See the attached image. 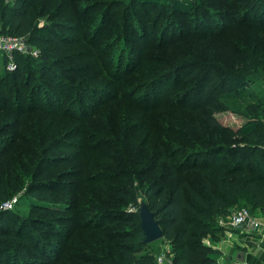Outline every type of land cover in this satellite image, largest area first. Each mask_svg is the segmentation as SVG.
Here are the masks:
<instances>
[{
	"label": "trees",
	"instance_id": "obj_1",
	"mask_svg": "<svg viewBox=\"0 0 264 264\" xmlns=\"http://www.w3.org/2000/svg\"><path fill=\"white\" fill-rule=\"evenodd\" d=\"M104 1L102 17L93 18L99 20L95 30L106 28L114 10L120 9L128 20L113 45L122 42L126 48L147 32L157 42L150 48H161L173 57L156 59V69L145 71L144 50L139 53L138 64L133 54L127 64H122L125 57L118 56L121 76L117 83L103 78L100 95L93 103L79 98L68 108L59 105L58 92L71 72L64 67L70 54L68 46L78 41L61 28L90 31L88 27L94 22H86L82 11L88 13ZM128 1L0 0L2 32L42 46L38 59L15 53L16 70L1 76L0 86L5 91H0V109L19 115L22 102L28 101L35 106L33 111L88 124L72 135H82L85 141H64L59 136L40 141L34 163L22 169L9 163L15 154L14 145L6 143L10 152L7 158L6 150L0 147V204L14 198L19 203L21 192L34 199H50L55 192L47 185L50 167L40 169L39 165L48 159H64L51 156L57 148L93 152L95 160L87 168L78 162L63 173L68 179H80L79 183L69 182L77 192L76 200L67 201L70 205L65 207L75 212L70 217L46 215L43 219L19 220L12 208L0 209V264H155L161 250L152 248L156 241L145 242L139 209L126 210L128 205L141 206L143 201L158 220L164 233L161 241L167 242L166 253L175 264H218V249L213 245L227 231L220 218L243 207L253 215L264 212V92L251 87L254 82H264V0H179V11L191 18L189 28H182L179 34L157 31L170 0H130L157 6L154 24L151 11L142 20L131 12ZM41 16H46L47 24L39 23ZM234 33L240 36L229 44L222 43ZM100 55L108 61L109 56L102 51ZM53 61L59 63L55 65L62 74L53 69ZM133 74L137 79L130 77ZM9 94L15 95V108L7 107ZM76 103L79 105L73 109ZM114 104L129 107L131 114L117 116ZM226 111L244 121L236 128L223 124L216 114ZM99 112L106 116L103 121L107 126L101 133L92 125L98 123ZM130 126L135 127L136 136L127 132ZM142 129L147 135L143 142L137 138ZM68 131L65 128L59 133ZM86 185H92L96 195L85 191ZM51 208L39 205L36 209L46 214L62 211ZM54 218L64 239L61 256L50 253L49 240H37L36 233L27 230L32 224L47 232ZM71 220L78 225L70 227L71 234L66 235L59 222ZM24 248L35 257L23 255Z\"/></svg>",
	"mask_w": 264,
	"mask_h": 264
},
{
	"label": "rangeland",
	"instance_id": "obj_2",
	"mask_svg": "<svg viewBox=\"0 0 264 264\" xmlns=\"http://www.w3.org/2000/svg\"><path fill=\"white\" fill-rule=\"evenodd\" d=\"M58 1V0H57ZM87 2H90V0H86ZM171 5L164 8V20L160 25H158V33L159 32H168L170 34H179L182 31L180 30H187L189 28V22L191 18H189V15L180 12L178 8H181L179 0H170ZM64 3V1H63ZM63 3L60 5L62 6ZM103 4L91 8L88 10V13L85 11H82V13L86 16V19H84L86 22L91 23L88 32H86L88 29L84 28V32H69L66 28H61L62 32H65L66 35H69L70 37H74V39H77L74 44H71L69 49V58L66 60V65L64 67H68L70 69V73L66 74L65 83H63L62 90L58 92V95L61 99V102L59 105H64V107H70V103L72 100L77 101L79 98H83L88 104H91L96 100V98L100 95L99 90L101 91V87H103V78L110 79V81H115L121 76L118 72V56L119 58L125 57V59L122 61V64H127L129 60L132 58L133 54V60H136L135 63H139V53H141L142 50L145 52L146 58L143 59L142 64L143 66H146L145 71H148L149 68L155 70V61L156 59H165L168 57H173V53H168V51H164L161 48H150L151 45L154 44L156 41V37L149 36L148 34H144L141 38H138L137 41L131 42L127 44L126 48H123L124 45L122 42H119L117 44L113 45V41H115V36L119 34L120 32H123L124 27L126 28L128 20H126L123 17L122 11L114 10L109 14L108 20L106 22V28H103L102 30H95V25H97V22L94 21L97 18L102 17L103 15V9L105 7L106 1L102 2ZM128 5L131 7V12L135 13L137 17L140 19H144L145 16L151 11L150 18L151 20L154 17V12H157L158 7L155 5H144L142 3H133L132 1H128ZM219 17V16H218ZM216 17V18H218ZM94 18V19H93ZM222 20L229 21L225 19V16H221ZM112 22H114V27L112 25ZM153 23V20L151 21ZM39 23L41 25L47 24L48 21L46 19V16H41ZM214 24L216 22H213ZM80 25H82L79 22ZM154 24V23H153ZM153 24H150L148 27V30L151 31L153 29ZM177 24H179L177 26ZM215 26V25H214ZM183 28V29H182ZM60 30V28H59ZM147 30V31H148ZM162 30V31H161ZM173 32V33H172ZM161 34V33H160ZM7 34L3 33L0 29V37H6ZM172 36V35H171ZM240 35L239 33H234L232 37L229 39H224L222 43L229 44L230 42H233L236 38H238ZM86 37L89 38L91 41H87ZM83 38V39H82ZM2 40V38L0 39ZM97 40H99L101 43L97 44ZM118 41V40H117ZM112 42V43H110ZM91 43V44H90ZM157 43V42H155ZM106 44V45H105ZM2 48L5 49L6 43L2 40L1 41ZM224 45V44H223ZM52 47V46H51ZM100 51L105 53V55L109 56L107 59V62H104L103 57L100 55ZM133 51V52H132ZM15 53H18L17 51L13 53V56L11 57L9 53H7L4 50H0V80L2 74L7 73V71H13L16 70V66L11 69L9 65H13L12 63L17 64V59L14 57ZM25 56H33L34 59H38L40 55L42 54V46L37 45H30L27 48V51L21 52ZM79 53V54H78ZM124 55H123V54ZM148 57V58H147ZM58 62L53 61V65L57 64ZM59 64V63H58ZM105 65L107 69H105ZM54 70H59L58 67L53 66ZM123 67V66H122ZM105 70H104V69ZM104 70V72H103ZM127 70V67L122 71L124 72ZM62 74V72H61ZM136 74V73H135ZM123 76V75H122ZM133 79H137L136 75L133 74V76H130ZM129 79V78H127ZM136 81V80H135ZM75 85V89L73 88V84ZM117 83V81H116ZM251 87L260 93L264 92V82L261 83H252ZM131 88V85L129 86ZM0 91H5L0 86ZM263 95V94H262ZM15 95L9 94L7 96L8 98V106L7 107H14L13 99ZM84 96V97H82ZM54 101V100H53ZM52 101V102H53ZM55 103V101L53 102ZM86 103V104H87ZM2 104V102H0ZM84 104V103H83ZM22 105H24L21 109V114H13L12 111L2 110L0 109V127L3 124V130L0 132V147L3 148V150H6L5 157L7 158L8 153V147H6V143L13 144L14 148L13 151L15 154H13V157L11 155L9 159V163L13 164L16 163L19 166H21V169L26 167L27 164L29 165L30 162L33 161V158L35 156V152L39 151L40 148V141H47L50 139H53L57 136L65 139L64 141H85L83 139V136H75V131H78L81 127H86L88 124H82L80 121H76L73 118H65L62 119V117H59V115H46V113L40 112L39 110L33 111L35 106H31V104H28V101L22 102ZM79 103H76L73 107L75 109ZM114 112L117 116L121 115H128L131 114V109L129 107H124V105L114 104ZM15 108V107H14ZM58 109L59 106L53 107ZM98 108V107H97ZM40 109V108H39ZM71 111H74V110ZM11 110V109H10ZM110 112V111H109ZM112 113V112H111ZM7 115V116H6ZM216 116L219 118V120L229 126L238 127L244 119L240 118L236 113L232 111H226L217 113ZM106 116H100L96 117L98 120V123L95 124V122L92 124L96 126L97 131L100 133L102 130H105L107 128L105 122L103 121ZM100 123V124H99ZM68 129L69 131L66 134H60L59 132L62 129ZM135 127L130 126L129 129H127V132L129 134H134ZM146 129H142L138 134V141H146L147 135L145 133ZM135 135V134H134ZM136 136V135H135ZM5 141V144L2 145ZM92 141V140H89ZM95 141V140H93ZM36 150V151H35ZM12 152V150H11ZM83 153V154H82ZM61 155L63 158L58 159L56 161H50L49 159L45 163H41L39 165L40 169L50 167L51 176H49V181L47 182L48 187L51 189H55V192L53 196L50 199H34L26 196L24 192H21L18 194L20 198L19 203H15L11 208V211L14 213L15 217L20 220H28L32 221L33 219H43L41 217H50V216H58V215H72L75 212H72L71 210H65V207H68L71 201L72 203L74 200H76L75 194L77 193L73 188L74 185L69 184L80 182V179H77L75 177L73 178H66L64 177L63 173L72 167L73 165H77L78 162H80L84 167H89L91 163L95 162L93 157V152L91 153H85L80 148H57L56 150L51 152L52 155ZM82 154V155H81ZM85 156V157H84ZM68 157V158H66ZM84 157V158H83ZM83 158V159H82ZM102 156H99L97 160H100ZM72 161L71 163H68V161ZM85 160V161H84ZM18 162L25 164L24 166L20 165ZM39 163V161L37 160ZM34 163V162H32ZM8 165V162L6 166ZM20 169V170H21ZM26 169V168H25ZM62 171L61 175H58L59 172ZM76 187V186H75ZM85 191H88L89 193L94 191L92 185H86V188L84 187ZM0 204V209L1 208ZM39 205H46L52 207L51 209L55 208H61L62 211H49L46 213H42L41 211L37 210V206ZM140 206L130 204L127 207V212H136L138 211ZM9 209V208H7ZM13 215V214H12ZM13 215V217H14ZM47 215V216H46ZM55 221H57L55 218L52 219L53 226L48 227V231L45 232L43 228L41 227H35L32 224H29L27 226L28 231H32L36 233L35 239H46L48 241V245L50 246V253L53 252V254L62 255L64 251V239L61 236L62 234H58V223L55 224ZM62 229V233L68 234V229L70 227H76L78 224L76 222L72 221H65V222H59ZM77 229V228H76ZM71 234V232H69ZM165 241L161 239L156 241L152 248L163 250ZM23 255L28 256L29 258L35 257L33 253L30 252L28 248L23 249ZM66 256L70 257V255ZM67 258V257H66ZM39 261H42V259H39ZM41 264V263H40Z\"/></svg>",
	"mask_w": 264,
	"mask_h": 264
},
{
	"label": "crops",
	"instance_id": "obj_3",
	"mask_svg": "<svg viewBox=\"0 0 264 264\" xmlns=\"http://www.w3.org/2000/svg\"><path fill=\"white\" fill-rule=\"evenodd\" d=\"M264 221V212L258 214ZM229 215L221 217L219 222L227 227L225 236L214 243L218 249L215 257L218 264H264V227L252 229L250 227H240L230 229L228 227ZM209 239L206 240L210 244ZM168 247L167 242L163 245Z\"/></svg>",
	"mask_w": 264,
	"mask_h": 264
},
{
	"label": "built area",
	"instance_id": "obj_4",
	"mask_svg": "<svg viewBox=\"0 0 264 264\" xmlns=\"http://www.w3.org/2000/svg\"><path fill=\"white\" fill-rule=\"evenodd\" d=\"M6 43L5 49L2 48L0 40V50H4L13 56L14 52H25L27 51L28 43L26 37L14 36V35H6V37H0V39ZM13 65H9L11 69H13L17 65L12 63ZM17 201V198H14L11 201L4 202L1 205V208H11ZM228 227L232 229H238L240 227H250L252 229H260L264 227V221L258 215H253L250 210L246 207L235 209L229 215ZM155 264H175L170 256L167 255L166 250L163 249L157 256L155 260Z\"/></svg>",
	"mask_w": 264,
	"mask_h": 264
},
{
	"label": "water",
	"instance_id": "obj_5",
	"mask_svg": "<svg viewBox=\"0 0 264 264\" xmlns=\"http://www.w3.org/2000/svg\"><path fill=\"white\" fill-rule=\"evenodd\" d=\"M139 212L141 216V227L145 234V242L152 243L162 239L164 236L163 230L145 201L141 203Z\"/></svg>",
	"mask_w": 264,
	"mask_h": 264
}]
</instances>
